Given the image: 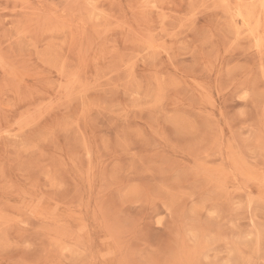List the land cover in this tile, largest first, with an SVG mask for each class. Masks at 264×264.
Instances as JSON below:
<instances>
[{
    "label": "rangeland",
    "instance_id": "obj_1",
    "mask_svg": "<svg viewBox=\"0 0 264 264\" xmlns=\"http://www.w3.org/2000/svg\"><path fill=\"white\" fill-rule=\"evenodd\" d=\"M0 264H264V0H0Z\"/></svg>",
    "mask_w": 264,
    "mask_h": 264
}]
</instances>
